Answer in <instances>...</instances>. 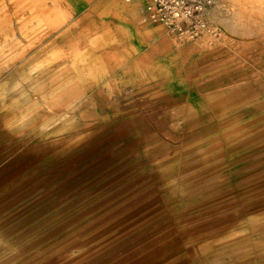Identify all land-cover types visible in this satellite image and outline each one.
Masks as SVG:
<instances>
[{
    "label": "rangeland",
    "instance_id": "374dc122",
    "mask_svg": "<svg viewBox=\"0 0 264 264\" xmlns=\"http://www.w3.org/2000/svg\"><path fill=\"white\" fill-rule=\"evenodd\" d=\"M103 1L78 12L81 27L128 22L119 16L125 0ZM108 8L119 15L102 19ZM199 18L202 28L189 42H200L210 26L221 38V27ZM255 19L193 56L186 87L194 110L175 93L141 92L128 113L87 121L70 139L9 136L0 113V264H114L121 252L162 246L151 264H264V141L226 146L228 109L243 107L264 121V17ZM141 22L184 36L148 24V13ZM52 41L0 69V98L17 95L32 64L56 50ZM204 210L219 213L207 220ZM200 227L209 230L204 238L187 236Z\"/></svg>",
    "mask_w": 264,
    "mask_h": 264
},
{
    "label": "bare ground",
    "instance_id": "6f19581e",
    "mask_svg": "<svg viewBox=\"0 0 264 264\" xmlns=\"http://www.w3.org/2000/svg\"><path fill=\"white\" fill-rule=\"evenodd\" d=\"M23 2L0 0V20L10 19L18 25L11 29L0 21V69L23 61L51 36L56 50L47 59L32 64L15 97L1 96L0 113L7 134L12 137L59 134L70 139L87 121L100 122L128 113V101L141 92L155 96L175 93L188 111L194 110L195 102L186 87V67L193 56L208 50L211 43L217 44L228 34L243 33L256 23V15L264 17V0H216L200 15L214 27L222 28L221 38L210 26L206 29L208 35L200 42L191 43L188 32L178 39L164 27L149 28L142 24L147 18L150 0H147V13L145 0H137L135 8L129 10L128 22L83 27L69 22L67 11L42 10L26 16L22 11ZM158 81L162 85H148ZM202 112L201 120L208 119L207 110ZM226 116L233 123V132L226 139L227 147H251L264 141V121L258 115H250L243 107H234L228 109ZM217 213L218 210L207 211V220L216 218ZM183 225L186 224L183 222ZM207 231V227H200L196 229L197 234L187 236L197 240L204 238ZM165 247L141 254L133 250L121 252L113 263L151 264Z\"/></svg>",
    "mask_w": 264,
    "mask_h": 264
},
{
    "label": "built area",
    "instance_id": "2783aa9c",
    "mask_svg": "<svg viewBox=\"0 0 264 264\" xmlns=\"http://www.w3.org/2000/svg\"><path fill=\"white\" fill-rule=\"evenodd\" d=\"M130 1V0H127ZM148 17L178 33H197L202 28L200 13L216 0H150Z\"/></svg>",
    "mask_w": 264,
    "mask_h": 264
},
{
    "label": "crops",
    "instance_id": "0c3cea01",
    "mask_svg": "<svg viewBox=\"0 0 264 264\" xmlns=\"http://www.w3.org/2000/svg\"><path fill=\"white\" fill-rule=\"evenodd\" d=\"M94 0H24V2L22 3V11L23 12H27L28 16L31 15V12H38V11H42V10H56V11H67L70 13V18H69V22L71 21H76L77 22V17L79 15L78 12H81V10L85 9L88 5L90 6L93 3ZM126 1V5L124 4L123 6L121 5L119 9H121L122 11V15L120 13L116 14L115 10H111L108 8L107 10H103V12H101V16L102 19L106 18L107 16L111 15V17H114L113 14H116L117 16L119 15L120 17H122L125 21H130L129 18V13L131 11V9L135 8V2H130V1ZM124 1V2H125ZM117 2H122V0H104L103 3L105 5H112L113 3H117ZM87 7V8H91V7ZM130 10V11H129ZM88 15V14H87ZM90 16V15H89ZM92 22V21H91ZM73 23V22H72ZM78 25H81L77 22ZM93 23H88L86 25H90ZM98 24V23H97ZM100 24V23H99ZM150 25H153L154 23H148Z\"/></svg>",
    "mask_w": 264,
    "mask_h": 264
}]
</instances>
